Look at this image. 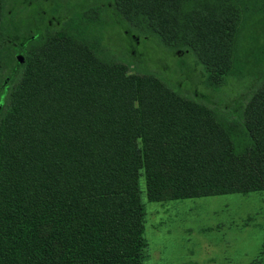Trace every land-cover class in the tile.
I'll return each mask as SVG.
<instances>
[{
    "label": "trees",
    "instance_id": "16d2710c",
    "mask_svg": "<svg viewBox=\"0 0 264 264\" xmlns=\"http://www.w3.org/2000/svg\"><path fill=\"white\" fill-rule=\"evenodd\" d=\"M82 1L0 0V264H145L142 177L151 203L264 191V48L237 65L264 9L240 25L230 5Z\"/></svg>",
    "mask_w": 264,
    "mask_h": 264
},
{
    "label": "rangeland",
    "instance_id": "374dc122",
    "mask_svg": "<svg viewBox=\"0 0 264 264\" xmlns=\"http://www.w3.org/2000/svg\"><path fill=\"white\" fill-rule=\"evenodd\" d=\"M14 1L7 0L8 12L15 6ZM71 1L75 6L83 3L82 0ZM227 5L238 10L240 25H244L261 14L264 0H190L185 3L184 11L204 7L217 9ZM22 11L25 13L24 9ZM21 16L17 19H22ZM104 20L106 24L97 35L101 37L104 49L117 55L121 48L115 42V27L111 18ZM118 38L124 43L122 36ZM263 46L264 41L246 46L247 50L241 55L242 62L246 63L240 64L238 59V67L241 70L258 67ZM143 49L148 61L162 59L167 65L166 54L153 39ZM244 81L233 79L231 89H226L228 96L242 93L249 85ZM240 122L238 115L230 122V129L234 138L244 142L247 133ZM140 188L147 209L145 264H264V191L151 203L146 196L143 177Z\"/></svg>",
    "mask_w": 264,
    "mask_h": 264
},
{
    "label": "water",
    "instance_id": "95a60500",
    "mask_svg": "<svg viewBox=\"0 0 264 264\" xmlns=\"http://www.w3.org/2000/svg\"><path fill=\"white\" fill-rule=\"evenodd\" d=\"M19 61L21 62V63H23V58L20 56L19 57ZM0 109H1V105H0Z\"/></svg>",
    "mask_w": 264,
    "mask_h": 264
}]
</instances>
